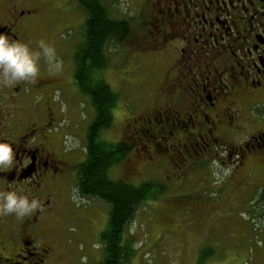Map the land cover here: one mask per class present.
Instances as JSON below:
<instances>
[{"label":"flooded vegetation","instance_id":"flooded-vegetation-1","mask_svg":"<svg viewBox=\"0 0 264 264\" xmlns=\"http://www.w3.org/2000/svg\"><path fill=\"white\" fill-rule=\"evenodd\" d=\"M142 2L133 16L121 19L130 20L122 42L133 35L139 50L157 57L149 84L148 77L140 84V103L129 102L136 112L120 129L118 142L133 151L124 159L127 173L139 165H174L193 174L243 175L241 186L262 178L264 0ZM66 5L71 9L70 0H0V33L41 52L40 31L47 22L53 31ZM67 23L60 27L69 31L73 24ZM51 34L47 36L55 42L59 35ZM38 67L34 83L0 84V142L12 144L15 161L12 168L0 170V192L15 190L40 203L24 217L0 215V264H64L69 251L63 233L56 240L60 233L54 225L62 205L52 192L73 167L67 156L55 152L51 137L61 123L52 103L63 76L44 69L40 60ZM90 246L86 249H103L98 239ZM83 255L89 262L90 255Z\"/></svg>","mask_w":264,"mask_h":264},{"label":"rangeland","instance_id":"rangeland-1","mask_svg":"<svg viewBox=\"0 0 264 264\" xmlns=\"http://www.w3.org/2000/svg\"><path fill=\"white\" fill-rule=\"evenodd\" d=\"M101 1L117 20L133 16L134 11L143 6L142 0ZM70 2L71 9L66 5L64 14L58 15L57 27L49 31L47 22V29L39 34L41 40L55 49L56 60L62 65L63 86L54 94L56 105L52 103L53 116L58 114L61 123L56 135L51 133V137L55 152L67 156V162L73 165L69 166L62 187L52 189L53 193H58L57 199L62 205L54 227L60 233L56 240H60L63 233L64 243L69 248L64 253V264H100L99 249L86 251L90 255L89 263L82 252L83 244L89 246L104 230L108 207L98 199L82 197L76 186L75 166L86 153L85 128L93 110L88 99L73 84V52L80 39L84 16L78 2V5L75 0ZM64 22L73 24L76 32L71 27L69 31L60 27ZM50 33L59 38L52 42L48 37ZM31 39L34 44L38 42L34 35ZM41 55L43 68H49L42 50ZM107 57L105 77L119 96L120 108L115 109L112 126L102 133V138L115 142L120 138V129L129 113L136 112L129 106L140 103L138 99L143 92L140 84L146 77L149 84L157 56L139 50L138 42L130 35L126 41L109 47ZM140 167L130 174L124 166H113L109 172L112 179L125 180L123 175L126 174L128 180L136 184L146 179L159 185L163 183L166 188L157 199L139 205L138 213L126 227L122 245L130 250L128 264H264V207H258L260 192L264 191V176L248 179L244 182L247 184L241 186L243 175L233 178L227 172L183 173L174 165L170 169L142 172L138 171ZM126 241H129L127 246ZM204 248L214 253L200 263L198 255Z\"/></svg>","mask_w":264,"mask_h":264},{"label":"trees","instance_id":"trees-1","mask_svg":"<svg viewBox=\"0 0 264 264\" xmlns=\"http://www.w3.org/2000/svg\"><path fill=\"white\" fill-rule=\"evenodd\" d=\"M77 2L84 11V21L74 47L71 74L75 87L88 99L93 116L85 128L86 153L75 166L76 186L81 196L98 199L108 207L106 226L99 235L103 247L100 264H128L130 250L122 245L125 229L138 213L139 205L157 199L166 188L163 183L159 185L145 179L136 184L128 180L126 174L123 175L125 180L112 179L109 174L111 167L125 166V157L133 152L127 143L102 138V133L112 126L114 111L119 106V96L105 77L108 48L119 45L126 37L130 20L113 19L101 0ZM154 168V165H144L138 171ZM258 200V207H264L263 190ZM213 253L210 248L202 249L199 262L206 261Z\"/></svg>","mask_w":264,"mask_h":264},{"label":"clouds","instance_id":"clouds-1","mask_svg":"<svg viewBox=\"0 0 264 264\" xmlns=\"http://www.w3.org/2000/svg\"><path fill=\"white\" fill-rule=\"evenodd\" d=\"M38 44L49 70L61 71L62 65L56 60L55 49L43 40ZM40 57V51L30 50L28 44L11 40L6 34L0 33V84L8 86L18 81L34 83L39 74ZM14 164L12 144L0 142V170L10 169ZM39 207L37 199L29 200L27 196L18 195L15 190L0 192V215L15 213L17 217H24Z\"/></svg>","mask_w":264,"mask_h":264}]
</instances>
